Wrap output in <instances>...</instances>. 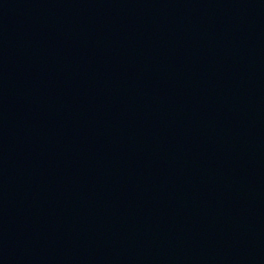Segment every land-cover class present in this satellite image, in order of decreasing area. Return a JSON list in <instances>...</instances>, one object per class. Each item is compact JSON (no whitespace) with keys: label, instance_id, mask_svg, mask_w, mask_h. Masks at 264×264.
<instances>
[{"label":"water","instance_id":"obj_1","mask_svg":"<svg viewBox=\"0 0 264 264\" xmlns=\"http://www.w3.org/2000/svg\"><path fill=\"white\" fill-rule=\"evenodd\" d=\"M0 264H264V0H0Z\"/></svg>","mask_w":264,"mask_h":264}]
</instances>
